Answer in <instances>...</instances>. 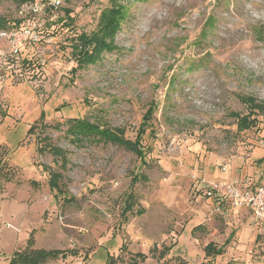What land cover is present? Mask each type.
<instances>
[{
    "label": "rangeland",
    "instance_id": "374dc122",
    "mask_svg": "<svg viewBox=\"0 0 264 264\" xmlns=\"http://www.w3.org/2000/svg\"><path fill=\"white\" fill-rule=\"evenodd\" d=\"M61 1L0 0V31L33 36L0 37V264H264V223L224 195L264 184V0H118L117 49L78 70L75 37L115 1ZM73 118L144 157L73 142Z\"/></svg>",
    "mask_w": 264,
    "mask_h": 264
},
{
    "label": "trees",
    "instance_id": "16d2710c",
    "mask_svg": "<svg viewBox=\"0 0 264 264\" xmlns=\"http://www.w3.org/2000/svg\"><path fill=\"white\" fill-rule=\"evenodd\" d=\"M115 3L111 8L104 10L100 16L98 27L90 34L82 33L75 37L72 44L71 55L77 64L76 69H82L87 65H96L102 57L104 52H113L117 49L115 44V38L120 32L123 23L127 19L126 7L117 3L118 0H114ZM1 28V22H0ZM256 123L255 120L251 122L247 127H252ZM32 129H30L31 131ZM67 134L72 138L75 143H85L87 141L103 142L105 144L119 145L134 154L139 158L144 157V152L138 141H132L124 136V132L121 129H113L108 126L89 122L85 118H73L69 120V127ZM56 155H61V151L57 150ZM58 175H53L50 186L51 189L61 191L57 186ZM137 176L134 181H138ZM132 207L127 206L126 210H131ZM142 213V212H139ZM212 245H208L207 249H210ZM60 251L56 250H28L15 252L10 264H47L50 260L58 257ZM215 254L216 252H212ZM212 253L208 254L209 256ZM217 254H220L217 251ZM141 260L145 259L143 254H137ZM137 258H133L129 263L121 264H139Z\"/></svg>",
    "mask_w": 264,
    "mask_h": 264
},
{
    "label": "built area",
    "instance_id": "2783aa9c",
    "mask_svg": "<svg viewBox=\"0 0 264 264\" xmlns=\"http://www.w3.org/2000/svg\"><path fill=\"white\" fill-rule=\"evenodd\" d=\"M49 2L55 8L62 3L61 0H49ZM41 9L39 5H33L31 10L37 14ZM0 37L9 42L14 54H18L20 47L33 38L32 31L26 27L20 30L0 31ZM213 190L215 191V188ZM212 193L208 192V195L212 196ZM224 195L236 205L246 207L257 221L264 223V184L256 188L247 187L243 190L231 187L224 191Z\"/></svg>",
    "mask_w": 264,
    "mask_h": 264
},
{
    "label": "crops",
    "instance_id": "0c3cea01",
    "mask_svg": "<svg viewBox=\"0 0 264 264\" xmlns=\"http://www.w3.org/2000/svg\"><path fill=\"white\" fill-rule=\"evenodd\" d=\"M250 211V210H249ZM250 213L252 214V212L250 211Z\"/></svg>",
    "mask_w": 264,
    "mask_h": 264
}]
</instances>
